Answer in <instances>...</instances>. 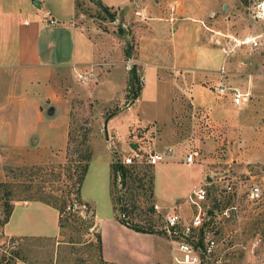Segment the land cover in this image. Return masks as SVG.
Wrapping results in <instances>:
<instances>
[{
	"label": "rangeland",
	"instance_id": "374dc122",
	"mask_svg": "<svg viewBox=\"0 0 264 264\" xmlns=\"http://www.w3.org/2000/svg\"><path fill=\"white\" fill-rule=\"evenodd\" d=\"M5 2L21 15L36 19L35 10L16 5V0ZM167 2H171L170 9H180V15L190 16L194 18L193 23L200 24V60L198 72L194 73L199 77L194 79V91H190L194 92L193 96L182 89L181 70L176 65L157 72L158 79L152 70L146 78L136 61V38L130 36L134 46L130 59L124 32H119L120 40H114V45L123 42L124 60L130 66L139 67L144 86L140 101L125 119L124 115L114 116L126 109V101L103 107V97L107 94L95 85L98 61L88 68L80 67L83 57L79 61L72 59L71 45L69 48L67 42L58 45V50H63L58 59L66 65L53 68L52 74L45 68L46 72L41 70L39 75L23 74L21 82L14 81V62H10L7 72H0V113L7 116L8 133V137L0 136V229L5 225L8 204L44 199L58 203L67 200L71 205L74 201L77 206L72 210L68 206L63 213L62 236L68 241L63 249L71 251L74 260L98 259L97 234L94 242H87L95 231L89 227L93 221L92 206L80 205L76 200L80 193L75 183L82 165L76 159L87 146L92 151V159L82 195L93 200L97 211H114L110 200L112 189L119 216L122 215L120 207L124 206L125 220L158 231L165 223L162 213L155 208L156 200L177 203L179 211L188 219L202 203L196 197L184 203L193 186L199 183L198 167L213 176L229 173L246 179L253 177L255 182L264 181V0ZM79 6L86 18L98 15L97 19H107L100 11L95 14L88 6L80 3ZM166 25L171 47L176 43L179 52L181 45L175 26L172 28L169 22ZM248 37L255 38L258 45H237L240 39ZM58 59L55 56L54 60ZM222 65L229 72L228 82L251 92L247 106H234L230 99L219 96L211 87L219 78L216 70ZM124 69L122 64L115 66L121 76L119 85L125 78ZM122 92V98L129 97L128 87ZM50 109H54L53 113ZM107 119L112 123L111 128L108 124L109 139L104 131ZM168 147L173 148L175 156L156 165L149 164L151 153ZM136 148L140 154L132 165L136 179L124 187L120 182L114 184L113 163ZM192 150L198 153L195 163H184L185 155ZM153 175L156 200L154 190L151 196L148 182ZM207 187L211 190L209 202L213 203L212 186ZM70 212L76 213L79 219L73 220L71 216L65 220ZM49 220L51 232L54 224ZM215 230L218 242L215 258L220 264H246L250 255L244 246L250 247L257 237L262 240L258 253L264 264V196L258 201L240 199L236 216L220 221ZM52 243L48 240L34 248L50 255Z\"/></svg>",
	"mask_w": 264,
	"mask_h": 264
},
{
	"label": "crops",
	"instance_id": "0c3cea01",
	"mask_svg": "<svg viewBox=\"0 0 264 264\" xmlns=\"http://www.w3.org/2000/svg\"><path fill=\"white\" fill-rule=\"evenodd\" d=\"M5 1L0 0V72H7L11 68L10 62H14V81L22 80L23 74H38L41 70L46 72L45 68L48 74H52L53 68L65 66L66 62L58 59L63 54L62 49L58 50V45L67 42L69 48L71 45L69 52L72 59L79 61L83 57V60L79 61L82 62L80 67L88 68L96 63L94 61H98V83L94 84L103 94H107L103 97V107H112L122 100L126 101V109L118 111L114 116L124 115L125 119L134 111L133 107H136L144 92L143 86L134 103H130L127 97L122 98L121 95L122 91L129 87L130 65L124 60L123 42L114 45V40H120L119 32L125 30L124 35L129 33L131 39L136 38V61L145 71L146 78L152 70L158 79L157 72H161L164 67L176 65L181 70L182 89L194 95V92L190 91H194V79L199 77L195 74L198 72L197 65L200 60V24L197 21L193 23L194 18L190 16L180 15V9H170L171 2L167 0H98L110 10L116 20L109 17L93 0H16V5L35 10V20L28 17V14L21 15L16 12ZM36 1L40 5H37ZM79 3L88 6L95 14L98 11L104 13L107 19L101 21L97 19L98 15L86 18ZM48 13L55 17L56 23H49L46 19ZM25 20L29 23H25ZM167 22L171 23L172 28L175 26L178 44L181 45L179 52L176 43L175 47H171ZM47 33L48 37H45ZM55 56L58 60H54ZM90 57L92 58L89 59ZM118 64L125 66V78L120 85L118 83L121 76L115 70ZM21 107L20 102L19 108ZM139 118L136 117L140 120ZM6 122L7 116L0 113L1 137H8ZM108 124L111 128V120ZM196 172L199 175L197 185H202L209 174L204 173L201 167H198ZM80 195L83 202L93 209V225L90 227L95 231L87 242H94L95 234L101 236V250L97 244L99 258L86 261L71 258V251L63 249L68 241H64L62 236L60 211L44 201L30 200L16 202L8 222L3 227L7 234L19 241L16 251L19 260L16 264H181L172 254V242L164 227L162 232L156 229L155 232L141 231L119 219L112 189L110 200L114 211L109 209L108 212H99L93 207V200H87L82 195V188ZM156 197L154 185L155 200ZM155 204L166 211L176 206V213L187 217L179 211L180 205L177 203L168 204L158 199ZM107 205L110 206L109 201ZM49 219L54 224L51 232L48 231ZM48 240L53 241L50 255L40 251L42 255L35 250L34 246L37 248V245Z\"/></svg>",
	"mask_w": 264,
	"mask_h": 264
},
{
	"label": "built area",
	"instance_id": "2783aa9c",
	"mask_svg": "<svg viewBox=\"0 0 264 264\" xmlns=\"http://www.w3.org/2000/svg\"><path fill=\"white\" fill-rule=\"evenodd\" d=\"M46 19L52 24L57 22L50 13L46 15ZM25 23L29 21L25 20ZM251 43L254 46L258 45V41L250 37L240 39L237 45ZM228 73L223 65L218 71L219 78L211 84V87L219 96L230 99L234 106L239 108L247 106L251 92L228 82ZM197 154L195 150L188 152L184 157V163L194 164ZM175 155L173 148L168 147L162 152L151 153L148 161L149 164L156 165ZM139 156L138 151L134 150L133 153L124 155L121 161L125 165H133ZM209 177L210 180H206L204 185L194 187L184 201L189 203L193 197L202 201L198 207H195L196 210L190 219L177 214L176 206L166 211L155 204L157 212L162 213L164 217V230L172 242V254L181 264H220L221 261L215 258L218 248L217 237L214 235L216 224L236 216L240 199L258 201L264 196V181L255 182L253 177L246 179L229 173L217 174V176L209 174ZM207 186H212L213 203L209 202L211 190ZM230 199H232L231 202H229ZM261 246L262 240L259 237L250 247L244 246L250 255L246 264H262L258 253ZM18 247L19 241L7 234L4 229H0V264H16L19 260L16 254Z\"/></svg>",
	"mask_w": 264,
	"mask_h": 264
},
{
	"label": "trees",
	"instance_id": "16d2710c",
	"mask_svg": "<svg viewBox=\"0 0 264 264\" xmlns=\"http://www.w3.org/2000/svg\"><path fill=\"white\" fill-rule=\"evenodd\" d=\"M121 29V27H120ZM122 30V29H121ZM123 32H125V30H123ZM132 47L134 48V46L132 45ZM128 53V50H127ZM129 93L127 97V100L130 101V95L132 94V98H131V103H133L139 96L142 90V83L140 81V74H139V67L137 65H133L132 68L129 70ZM81 155H79V157L76 159L77 161H79L80 163H82V165L80 166V172L78 173V178L76 180V186H77V193L81 194V188H82V184L84 181V178L88 172L89 169V163L92 159V151L89 149V147H85L84 151H80ZM69 160L71 161L72 158H69ZM135 168L132 165H125L124 163H122V161L117 160L115 163H113V177H114V184H117V182H120V184H122L121 186H126L128 185L130 182L134 181L136 179V175H134V170ZM120 178V180H119ZM149 190L151 192V196L153 194V190H154V175L149 177ZM144 186V185H143ZM133 189V186H130V190ZM134 198V197H132ZM122 200V197L120 198ZM37 200H41L44 201L50 205H52L53 207L57 208L60 211L61 217H60V223H61V227H64V219H63V213L66 210V208L69 206V209L72 210L76 205V203L74 201H71V205H69L67 200H63L61 203L58 202H52L49 200H44V199H37ZM77 201H79L80 205H85L88 206L86 203L83 202V200L79 197L76 198ZM5 219L3 220V223H7L12 211H13V205L8 204L5 208ZM121 213L122 215L119 216V219L122 222H125L127 224H129L130 226H132L133 228L137 229V230H141V231H148V232H155L156 230L153 228H145L143 226H140L138 224H133L131 222H129L128 220H125V209L124 206L120 207ZM71 215H69L68 217L65 218V220H69L71 218V216H73V220H78L79 216L76 215V213H72L70 212ZM93 223H91L89 225L92 226ZM98 246L99 249L101 250V236L98 234Z\"/></svg>",
	"mask_w": 264,
	"mask_h": 264
},
{
	"label": "water",
	"instance_id": "95a60500",
	"mask_svg": "<svg viewBox=\"0 0 264 264\" xmlns=\"http://www.w3.org/2000/svg\"><path fill=\"white\" fill-rule=\"evenodd\" d=\"M97 5H99L101 7V9L112 19L116 20V17L110 12V10L108 8H106L101 2H99L98 0H93ZM37 5H40V3L38 1H36ZM125 39H126V46H127V50H128V57L130 59L133 58V47H132V43H131V39H130V35L129 33H125ZM132 68V65L130 66V69ZM54 110V109H50V112ZM53 113V112H51ZM108 122L109 119L106 120L105 122V127H104V131H105V135L106 138L109 139V132H108ZM208 180H210V177H208Z\"/></svg>",
	"mask_w": 264,
	"mask_h": 264
}]
</instances>
